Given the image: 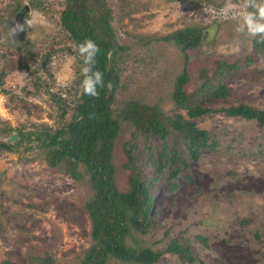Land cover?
I'll list each match as a JSON object with an SVG mask.
<instances>
[{"label": "rangeland", "instance_id": "374dc122", "mask_svg": "<svg viewBox=\"0 0 264 264\" xmlns=\"http://www.w3.org/2000/svg\"><path fill=\"white\" fill-rule=\"evenodd\" d=\"M16 1L0 0V71L6 63H16L2 84L7 92L0 89V142L10 144L18 140L7 142L9 135H18V127L25 131L38 124L57 128L71 117L69 110L61 118L57 104L43 89L34 93L32 78L38 75L51 83V90L61 92L72 107L82 68L79 54L72 52L76 47L60 23L64 0H34V7L21 0L29 10L21 22L24 30L13 35ZM228 2L108 0L118 40L127 46L118 51L115 61L120 80L117 106L129 98L147 103L165 99L183 65V53L174 42L157 37L179 28L203 27L200 45L188 51L193 78L200 67L211 66L218 57L240 67L228 82L229 94L211 99L207 105L212 111L194 118L216 145L189 161L171 180L160 178L165 169L154 174L155 225L143 238L162 252L155 264H264V125L219 110L238 103L264 108V49L254 50L253 37L237 31L238 20L231 18V12L220 14ZM231 3L242 6L244 0ZM25 20H32V27ZM163 107L170 111L172 105L165 101ZM5 124L14 131H4ZM123 135L127 138L129 132ZM142 168L149 178L151 166ZM87 195L84 184L47 165L36 151L21 155L0 146V262L29 264L25 256L33 245L51 251L57 264H77L90 238L84 208ZM197 234L206 238V245L194 239ZM173 238H189L197 261L180 262L165 251Z\"/></svg>", "mask_w": 264, "mask_h": 264}, {"label": "trees", "instance_id": "16d2710c", "mask_svg": "<svg viewBox=\"0 0 264 264\" xmlns=\"http://www.w3.org/2000/svg\"><path fill=\"white\" fill-rule=\"evenodd\" d=\"M28 2L36 6L34 0ZM12 7L19 11L22 1L17 0ZM59 19L75 47L85 39L99 46L95 69L103 73L105 87L98 89V98L84 95L79 70L75 80L76 85L80 84L79 94L71 107L61 92L52 91V84L37 75L32 78L34 93L43 89L49 100L57 104L61 118L71 110L70 119L57 128L38 124L25 131L18 127V140L11 144L0 142V146L21 155L36 151V157L47 165L59 167L74 182L87 187L84 208L90 221V238L88 246L77 256V264H155L162 252L143 238L155 225L152 222V185L157 180L154 174L165 169L160 178L171 180L189 161H196L202 151L216 145L194 118L212 111L207 105L211 99L229 94L228 82L240 67L227 57H218L212 60L211 66L200 67L193 78L188 68V51L200 45L203 27L179 28L157 37L174 42L183 53V65L165 99L147 103L129 98L117 106L120 80L115 61L118 51L126 50L127 46L118 40L108 0H64ZM252 45L254 50L264 49V41L259 36L252 38ZM67 50L72 49L67 47ZM72 52L78 53L77 49ZM50 55L47 54L45 62ZM80 62L83 66L81 57ZM15 64L6 63L7 67L0 71L3 93L7 92L2 86L4 79ZM22 66L30 67L26 62ZM192 82L194 87L190 89ZM109 83L111 89L107 87ZM165 101L172 105L170 111L164 109ZM219 110L226 116L264 125V108L238 103ZM2 129L8 133L14 131L7 124ZM124 132H129L127 138ZM142 166H151L149 178L144 176ZM194 239L206 245L204 236L197 234ZM190 243L189 238L182 241L173 238L165 251L176 255L180 262H194L197 258ZM25 259L29 264H57L51 251L33 245L28 247ZM0 264H9V261L4 259Z\"/></svg>", "mask_w": 264, "mask_h": 264}, {"label": "clouds", "instance_id": "9594fccd", "mask_svg": "<svg viewBox=\"0 0 264 264\" xmlns=\"http://www.w3.org/2000/svg\"><path fill=\"white\" fill-rule=\"evenodd\" d=\"M231 12V18L238 20V32H247L252 37L259 36L264 41V0H244L243 5L233 4L231 0L220 10V14L227 16ZM28 27H32V20H25ZM24 25L17 24L11 29L14 35L18 31H23ZM77 52L83 60L81 68V88L84 95L93 98L99 97L98 89L105 87L103 73L95 69L96 56L100 52L99 46L91 39H85L76 45ZM111 89L112 85H107Z\"/></svg>", "mask_w": 264, "mask_h": 264}, {"label": "water", "instance_id": "95a60500", "mask_svg": "<svg viewBox=\"0 0 264 264\" xmlns=\"http://www.w3.org/2000/svg\"><path fill=\"white\" fill-rule=\"evenodd\" d=\"M29 10V5L28 4H24L20 10L14 15V18H13V25L14 27L17 25V24H21L25 14L28 12ZM18 137V135L16 133H13L11 135L8 136L7 138V142H11V141H14L16 140Z\"/></svg>", "mask_w": 264, "mask_h": 264}]
</instances>
